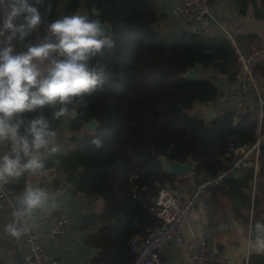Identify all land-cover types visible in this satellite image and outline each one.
Here are the masks:
<instances>
[{
	"label": "trees",
	"instance_id": "trees-1",
	"mask_svg": "<svg viewBox=\"0 0 264 264\" xmlns=\"http://www.w3.org/2000/svg\"><path fill=\"white\" fill-rule=\"evenodd\" d=\"M80 7L85 8V15L105 22L114 34L116 47L106 53L110 77L102 89L85 98L87 106L75 118H68L72 132L95 119L94 131L76 136L64 152L48 158L46 166L77 172L70 192L87 197V209L78 224L88 231L85 244L97 250L91 260L126 264L133 257L130 237L145 235L158 222L151 209L153 197L164 182L176 178L162 168L159 156L185 161L191 155L196 177L214 175L230 159L231 145L253 140L256 123L240 105L218 109L209 122L193 113L198 104L214 99L218 77L232 80L235 76L236 54L220 33L174 29L158 0H66L63 10L70 14ZM41 11L45 20L50 13ZM41 34L42 26L30 39ZM242 37L235 38L240 47ZM195 63L202 71L198 79L180 75ZM45 114L51 115L49 110ZM61 122L54 121L53 127ZM93 133L105 145L94 153L90 151ZM131 172L138 174L132 181ZM26 182L27 174L7 186L19 189ZM230 183L235 184V202L249 205V195L240 190L242 185L250 187L247 180L228 178L208 191L226 194ZM134 185L145 189L134 196ZM98 198L102 201L99 210L95 208ZM257 204L255 197L253 206ZM0 264L8 263L0 259ZM247 264H264V254L250 253Z\"/></svg>",
	"mask_w": 264,
	"mask_h": 264
},
{
	"label": "clouds",
	"instance_id": "clouds-1",
	"mask_svg": "<svg viewBox=\"0 0 264 264\" xmlns=\"http://www.w3.org/2000/svg\"><path fill=\"white\" fill-rule=\"evenodd\" d=\"M50 0H0V187L26 174L44 177L46 161L61 151L54 121L75 118L86 97L110 77L106 53L116 47L111 28L99 18L73 13L45 23ZM22 45V47H18ZM49 110L51 115H46ZM93 133L92 153L104 148ZM57 207L52 192L26 182L3 231L19 238L36 226L38 213ZM238 231L241 229L238 227ZM246 247L264 254V219L255 222Z\"/></svg>",
	"mask_w": 264,
	"mask_h": 264
},
{
	"label": "crops",
	"instance_id": "crops-1",
	"mask_svg": "<svg viewBox=\"0 0 264 264\" xmlns=\"http://www.w3.org/2000/svg\"><path fill=\"white\" fill-rule=\"evenodd\" d=\"M52 5L64 9L66 0H54ZM160 6L167 5L168 0H158ZM75 13L86 14V10L80 7ZM174 29L194 30L203 35L207 33H220L224 27L234 38L244 36L240 40L241 47L250 49L260 46L264 42V0H211L209 14L201 21L187 23L181 18L175 17ZM22 47V45H18ZM260 59V58H259ZM262 59V58H261ZM260 59V60H261ZM257 78L260 86V97L264 102V64L258 63ZM200 74V73H199ZM226 85L227 79L218 77L216 83ZM246 110L251 112L250 117L256 123L260 106L256 93H252L242 104ZM226 107V106H222ZM217 107L215 113L218 109ZM264 112V108H261ZM55 130L59 134L61 152L70 147V141L82 132H91L85 123L84 127L76 132H72L69 127V120L61 122ZM74 135L73 139H70ZM261 162L262 173L258 175ZM52 165V164H51ZM74 173L73 180H68L58 171L55 177L49 182H38L36 176L27 174V182L40 184L53 193L57 207L55 209L68 212L75 220V224L70 234L54 241L47 238L44 240V251L49 255L60 260L61 264H82L86 260H91L97 250L85 244L84 240L88 233L81 230L76 218L81 216L87 209V197L82 192L71 193L70 190L77 178L75 169H70ZM249 172L252 173L248 177ZM68 173V172H67ZM244 175V182L247 180L250 187L241 186L240 190L249 195V205L236 203L234 199L235 184L227 185L226 194H214L208 191L196 204L191 214V222L184 227L183 243L175 245L168 242L161 248V257L168 260L169 264H189V241L192 234H200L206 231V236L213 243L214 247L222 252L232 264H247L248 255L253 252L246 247L245 242L251 238L252 229L258 219H264V145L262 157L256 167H252L241 173ZM183 192L190 188L184 185V179H180ZM258 198V204L253 206L254 198ZM102 201L100 198L95 200V208L100 209ZM10 210H0V236L16 242L22 250V236L12 237L3 231V225L10 220ZM254 221V222H253ZM241 231H238L237 228ZM14 247L0 242V259L8 264H15L13 258Z\"/></svg>",
	"mask_w": 264,
	"mask_h": 264
},
{
	"label": "built area",
	"instance_id": "built-area-1",
	"mask_svg": "<svg viewBox=\"0 0 264 264\" xmlns=\"http://www.w3.org/2000/svg\"><path fill=\"white\" fill-rule=\"evenodd\" d=\"M211 0H168L163 9L168 16V24H174V18L179 17L184 22L193 23L203 20L210 9ZM49 16L42 25L43 36L46 32L47 22L55 20L66 13L63 9L50 5ZM220 34L230 41L236 54V72L232 80H227L226 85L217 83V92L214 99L205 105L213 109L217 107H233L242 104L252 93H256L259 106L264 108L263 99L260 97L255 66L258 61L264 64V42L257 47L244 49L240 47L235 38L221 27ZM261 60H260V59ZM199 107V104L197 105ZM260 108L256 119L257 129L253 140L239 146H230V159L225 167L219 169L214 175L203 178L196 177L194 172L176 176L174 180L164 182L152 199L151 209L158 217V222L147 229L145 235H132L129 246L133 252L132 259L126 264H169L168 260L161 257V248L168 242L175 245L183 243L184 227L191 222V214L195 204L207 193L208 189L223 183L225 179L233 178L236 170L240 173L256 167L262 157L264 145V112ZM199 110H201L199 108ZM204 111V110H203ZM6 146H0V152L6 151ZM48 174L44 177L36 176L38 182L51 181L57 169L54 165H47ZM63 177L67 172L61 173ZM138 177L136 172H131L129 179L132 181ZM184 179V185L190 188L183 192L180 179ZM145 187L137 185L133 187L134 196L138 191H144ZM23 188L15 189L10 186L0 187V210H12L17 197ZM36 226L29 225V231L22 236L23 255L28 264H61L60 260L49 256L44 251V240L54 241L70 234L75 224L74 218L66 211L54 209L47 213H38ZM189 264H229L230 260L219 250L207 236L192 234L189 241ZM82 264H96L92 260H86Z\"/></svg>",
	"mask_w": 264,
	"mask_h": 264
},
{
	"label": "water",
	"instance_id": "water-1",
	"mask_svg": "<svg viewBox=\"0 0 264 264\" xmlns=\"http://www.w3.org/2000/svg\"><path fill=\"white\" fill-rule=\"evenodd\" d=\"M93 11L95 12V10H93ZM200 67L201 66L199 63H195V65L193 67L188 68L186 72L181 73L180 75L182 77H186V78H190V79H198L200 76L199 75ZM199 108L201 110L195 112L194 115L202 118L205 122H209L216 115L215 110L210 105H205L204 103H200ZM86 123H87L89 130L91 131L90 133H92L97 126V121L95 119H89L88 122H86ZM73 138H74V135H72L70 139H73ZM158 160H159V162H160V164L164 170H166L169 173L174 174L176 176H182V175H186V174L192 172L194 165H195V161L193 160L191 155H189L185 159V161H178L176 159H168L164 155H160ZM65 178L70 180V181L73 180L74 173L72 171H68V173L65 175ZM233 178L242 181V180H244V175H242L239 170H236L234 175H233ZM76 219L79 220L80 215L77 216ZM206 234H207L206 231H204V233H202V236H206ZM0 242L6 243V244L14 247L15 250L13 252V258L15 260V264H28V262L24 258V255H23L22 251L19 249L16 242H12L9 239L3 238L1 236H0ZM94 254H97V253L94 252ZM229 264H232V262L230 261Z\"/></svg>",
	"mask_w": 264,
	"mask_h": 264
},
{
	"label": "rangeland",
	"instance_id": "rangeland-1",
	"mask_svg": "<svg viewBox=\"0 0 264 264\" xmlns=\"http://www.w3.org/2000/svg\"><path fill=\"white\" fill-rule=\"evenodd\" d=\"M170 25V24H169ZM171 27H174L173 25H170ZM199 73H202V71H201V67H200V71H199ZM200 75V74H199ZM197 111H199V107L198 106H196L194 109H193V113H195V112H197ZM96 206V205H95Z\"/></svg>",
	"mask_w": 264,
	"mask_h": 264
}]
</instances>
